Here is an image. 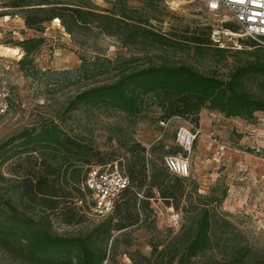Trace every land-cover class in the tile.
<instances>
[{
    "label": "rangeland",
    "instance_id": "374dc122",
    "mask_svg": "<svg viewBox=\"0 0 264 264\" xmlns=\"http://www.w3.org/2000/svg\"><path fill=\"white\" fill-rule=\"evenodd\" d=\"M10 1L0 0V47L16 48L14 43L35 37H43L44 42L30 56L33 70L19 66L24 55L19 47V56L6 57L0 53V100L4 104V111L0 112V153L4 150L8 155L14 145L11 140L24 130L54 121L68 135L86 139L111 157L105 164L93 166L112 165L125 172L132 160L134 143L149 151L146 155L150 164L155 162L159 166L156 155L161 153L163 157L187 159L190 165L185 194L178 208L167 205L156 193V199L150 202L152 212L143 221L114 233L106 246L108 259L104 264H177L170 262L167 252L185 239L200 207L210 211L211 246L190 264H264L263 112L243 119L227 118L204 109L198 124L181 118L158 123V110L154 107L136 118L110 107L83 104L64 113L75 95L114 81L125 67L136 70L159 64H185L226 79L236 66L253 59L251 40L243 35L231 15L223 9L212 11L201 0H37L62 14L64 8L83 7L113 15L114 25H141L166 36L189 32L196 26L210 29L211 35L215 34L214 45L208 53H197L193 49L180 51L149 43L132 44L120 32L107 33L93 24L71 23L68 30V17L65 22L55 18L40 31L29 30L21 11L6 7ZM217 47L226 49L224 57L215 54ZM246 90L264 99V78L253 77L246 83ZM194 126H199L203 134L186 150L177 143L176 135L181 128ZM1 160L0 174L8 181L0 180V195L9 198L28 216L43 217L39 210L25 208L15 190L9 188L15 179L12 169L17 159L5 164ZM149 169L152 171L151 165ZM80 190L78 195L85 205L86 195ZM170 207L179 214L177 227L171 223ZM86 217L83 223L70 226L51 218L50 230L70 237L85 235L100 223ZM0 264L18 263L0 252Z\"/></svg>",
    "mask_w": 264,
    "mask_h": 264
},
{
    "label": "trees",
    "instance_id": "16d2710c",
    "mask_svg": "<svg viewBox=\"0 0 264 264\" xmlns=\"http://www.w3.org/2000/svg\"><path fill=\"white\" fill-rule=\"evenodd\" d=\"M45 5L37 0H11L6 7L21 11L29 30L40 31L45 23L55 18L65 22L68 17V30H71V23L93 24L107 33L120 32L132 44L149 43L180 51L193 49L197 53H208L214 45L210 29L202 27L166 36L141 25H114L113 15L95 13L83 7L64 8L62 14ZM226 26L232 29L231 25ZM43 42V37H35L14 43L13 46L24 52L18 62L22 69H34L30 56ZM251 43L253 59L236 66L226 79L216 73L204 74L185 64H159L136 70L125 67L114 81L92 86L75 95L64 113L83 104L93 108L110 107L131 118L154 107L158 110L157 122L163 124L173 118L198 124L204 109L227 118H252L256 112L264 113V99L249 93L246 83L253 77L264 78V47L252 40ZM214 49L219 57H224L227 52L219 47ZM11 142L14 145L9 149L10 153L6 155L3 149L0 153L1 164L17 159L12 169L15 179L9 188L15 190L25 208L43 213L39 219L28 216L9 198L0 195V252L18 264H104L108 259L106 246L114 233L143 221V217L152 212L150 202L156 199V193L176 209L185 194V178L169 172L165 157L158 153L156 160L160 165L150 164L146 155L149 151L140 143H134L132 160L122 172L128 178L129 186L119 194L112 213L97 219L88 214L87 203L83 205L78 193L82 188L87 200L84 181L88 169L94 163L105 164L111 157L95 149L86 139L68 135L54 121L24 130ZM0 180L8 181L1 174ZM144 188V198L139 199L138 193ZM87 215L100 223L85 235L70 237L50 230L51 218L70 226L83 223ZM210 227V211L200 207L185 239L183 237L178 246L173 245L167 252L170 262L190 264L209 250Z\"/></svg>",
    "mask_w": 264,
    "mask_h": 264
},
{
    "label": "built area",
    "instance_id": "2783aa9c",
    "mask_svg": "<svg viewBox=\"0 0 264 264\" xmlns=\"http://www.w3.org/2000/svg\"><path fill=\"white\" fill-rule=\"evenodd\" d=\"M210 10L223 9L228 12L232 19L241 27L243 35L264 47V0H201ZM212 41L215 34L211 35ZM1 98V96H0ZM4 104L0 100V112ZM199 126L191 129L181 128L176 135L177 143L186 150H190L194 140L202 135ZM165 165L170 173L180 177H188L190 165L187 159L181 157H165ZM129 186L128 178L112 165L91 166L85 177L84 187L87 192L88 214L103 219L112 213L119 194ZM145 188L138 193V198H144ZM82 203V202H80ZM171 213V223L179 225V214L172 207L168 208Z\"/></svg>",
    "mask_w": 264,
    "mask_h": 264
},
{
    "label": "bare ground",
    "instance_id": "6f19581e",
    "mask_svg": "<svg viewBox=\"0 0 264 264\" xmlns=\"http://www.w3.org/2000/svg\"><path fill=\"white\" fill-rule=\"evenodd\" d=\"M0 53L4 54V56H12V55H21V50L19 48L14 47H0Z\"/></svg>",
    "mask_w": 264,
    "mask_h": 264
}]
</instances>
